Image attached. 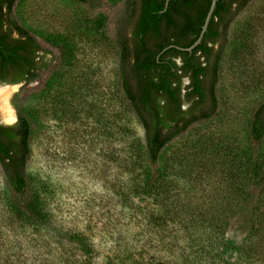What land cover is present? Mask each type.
Segmentation results:
<instances>
[{
  "label": "rangeland",
  "instance_id": "374dc122",
  "mask_svg": "<svg viewBox=\"0 0 264 264\" xmlns=\"http://www.w3.org/2000/svg\"><path fill=\"white\" fill-rule=\"evenodd\" d=\"M95 5L18 0L14 7V17L45 50L51 49L47 38L60 37L71 45L73 58L48 83L59 63L51 49L39 78L21 84L10 98L15 120L17 94L19 104L35 114L28 173L48 219L33 222L13 209L0 166V264H171V239L184 245L185 231L198 229L179 220L218 222L224 209L217 202L236 209L234 200L247 194H233L232 180L251 192L248 125L264 98V0L252 1L232 21L220 64L218 115L164 150L165 190L152 198L139 191L146 169L144 130L116 91L119 57L111 41L126 3L97 0ZM101 18L109 40L93 32L92 24ZM0 113L4 118L1 107ZM261 162L259 215L264 214V144ZM247 231L246 224L231 223L228 235L238 243ZM74 236L87 240L91 255Z\"/></svg>",
  "mask_w": 264,
  "mask_h": 264
},
{
  "label": "trees",
  "instance_id": "16d2710c",
  "mask_svg": "<svg viewBox=\"0 0 264 264\" xmlns=\"http://www.w3.org/2000/svg\"><path fill=\"white\" fill-rule=\"evenodd\" d=\"M17 1L0 0V83L27 85L36 81L46 64L45 56L55 50L59 63L49 79L51 83L71 63L72 47L63 38H47L45 42L53 50H45L14 17ZM74 1L97 7V0ZM252 1L218 0L202 43L187 52L176 47L189 48L198 40L212 0H169L168 5L167 0H125L126 13L111 43L119 57L116 91L144 130L146 169L139 188L144 197L152 198L165 190L167 175L160 165L164 150L194 125L212 121L218 115L219 72L227 32ZM92 29L109 40L104 18L97 19ZM14 32L17 38H13ZM13 105L17 122L11 126L0 124V166L12 192L13 209L33 222L44 223L48 216L28 173L35 114L19 104V94L13 98ZM248 139L250 194L239 189L237 181L229 183L233 194L247 195L230 202L236 209L217 202L224 211L214 220L218 222L208 224L217 227L216 232L205 230L207 220L200 224L195 217L180 221L176 216L180 224L198 229L185 231L184 245L174 240L175 236L171 239L167 251L171 264H264V214H258L262 206L259 191L264 98L249 120ZM182 205L189 212V205ZM244 221L248 231L237 243L229 237L228 229L231 223L244 228ZM73 240L91 255L85 238L74 236Z\"/></svg>",
  "mask_w": 264,
  "mask_h": 264
},
{
  "label": "water",
  "instance_id": "95a60500",
  "mask_svg": "<svg viewBox=\"0 0 264 264\" xmlns=\"http://www.w3.org/2000/svg\"><path fill=\"white\" fill-rule=\"evenodd\" d=\"M168 2H169V0H167V4L166 5H168ZM217 2H218V0H212L210 10L208 12L205 24H204V26L202 28V31H201V34H200L198 40L192 46H190L189 48H180V47H176V46H173V47H176L177 49L182 50V51L192 52L197 46H199L202 43V40H203V38L205 36V33L208 30L209 24L211 22V19L213 17L214 11L216 9ZM184 84H188V80H185ZM2 87H18V88H20L21 87V83L20 84H2L0 86V88H2ZM16 121H17V117H16V120L14 121V123H16ZM0 124L4 125V126L13 125L11 123L6 122L3 119V116H2L1 113H0Z\"/></svg>",
  "mask_w": 264,
  "mask_h": 264
},
{
  "label": "bare ground",
  "instance_id": "6f19581e",
  "mask_svg": "<svg viewBox=\"0 0 264 264\" xmlns=\"http://www.w3.org/2000/svg\"><path fill=\"white\" fill-rule=\"evenodd\" d=\"M17 87H2L0 88V107L5 113V121L12 123L15 121L14 111L9 105V101L13 93L16 91ZM3 118V119H4Z\"/></svg>",
  "mask_w": 264,
  "mask_h": 264
},
{
  "label": "flooded vegetation",
  "instance_id": "af4514ba",
  "mask_svg": "<svg viewBox=\"0 0 264 264\" xmlns=\"http://www.w3.org/2000/svg\"><path fill=\"white\" fill-rule=\"evenodd\" d=\"M5 10H6V8H5ZM4 30H6L5 28H4ZM18 37V34L17 33H13V38H17ZM20 84V83H19ZM21 84H25L24 82H21ZM17 122V121H16ZM14 125V124H13Z\"/></svg>",
  "mask_w": 264,
  "mask_h": 264
}]
</instances>
